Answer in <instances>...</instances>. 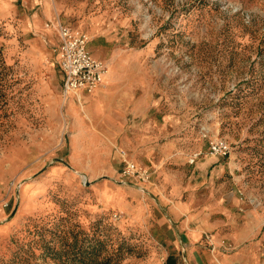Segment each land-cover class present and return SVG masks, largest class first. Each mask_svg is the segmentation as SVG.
<instances>
[{
	"label": "rangeland",
	"instance_id": "374dc122",
	"mask_svg": "<svg viewBox=\"0 0 264 264\" xmlns=\"http://www.w3.org/2000/svg\"><path fill=\"white\" fill-rule=\"evenodd\" d=\"M64 3L59 21L111 39L109 55L138 83L134 100L150 102L171 151L166 198L185 180L176 200L191 191L204 203L213 192L264 236V0ZM0 5V264H186L136 215L139 199H157L152 182L121 175L136 117L115 136L75 134L67 101L75 93L64 96L59 38L47 23L55 16L30 29L24 21L40 6ZM215 140L229 146L226 156L210 152ZM206 157L220 166L219 181L187 190L205 177Z\"/></svg>",
	"mask_w": 264,
	"mask_h": 264
},
{
	"label": "crops",
	"instance_id": "0c3cea01",
	"mask_svg": "<svg viewBox=\"0 0 264 264\" xmlns=\"http://www.w3.org/2000/svg\"><path fill=\"white\" fill-rule=\"evenodd\" d=\"M30 1L34 6H40L24 21L30 29L49 21L51 16L60 19L68 11L64 0ZM111 41L101 32L90 36L89 51L107 63L108 71L94 92L79 91L67 98L71 129L81 137L115 136L124 131L129 118L136 117V130H132L136 138L132 145H128L130 150L125 151L129 159L136 160L153 172L152 189L157 193V199H139L135 208L139 219L144 222L152 220L167 245L177 249L186 264H264V236L257 237L259 225L242 226L240 217L226 207L225 201L220 200L217 194L211 192L205 196L208 198L206 202L203 200L202 203L195 192L188 191L185 199L176 200L175 197L183 192L180 186L186 183L183 180L175 184L176 187L168 194L170 198H166L164 186L172 181L166 178L163 166L171 151L160 144L162 131L157 128L156 120L150 118V102L147 99L134 100L137 81L127 74L125 66L119 65V59L114 54L109 55ZM215 163L213 158L206 157L199 165L205 177L199 178L200 185L191 186L192 183L188 182L186 189H197L204 184L215 185L219 181L216 175L220 174V166ZM211 167L212 176L207 177ZM168 199L173 200L171 204ZM159 204L167 205L169 220L161 212Z\"/></svg>",
	"mask_w": 264,
	"mask_h": 264
},
{
	"label": "built area",
	"instance_id": "2783aa9c",
	"mask_svg": "<svg viewBox=\"0 0 264 264\" xmlns=\"http://www.w3.org/2000/svg\"><path fill=\"white\" fill-rule=\"evenodd\" d=\"M47 23H55L59 38L55 52L56 63L63 76L64 96L79 91L94 92L107 74L108 66L89 51L90 36L57 18ZM209 148L214 155L226 156L229 153V146L223 140L211 141ZM120 153L124 161L121 172L123 177H130L144 184L152 182V172L148 168L129 160L125 152ZM199 154L200 152L191 154L189 163H194Z\"/></svg>",
	"mask_w": 264,
	"mask_h": 264
},
{
	"label": "trees",
	"instance_id": "16d2710c",
	"mask_svg": "<svg viewBox=\"0 0 264 264\" xmlns=\"http://www.w3.org/2000/svg\"><path fill=\"white\" fill-rule=\"evenodd\" d=\"M170 260H171V258H170ZM107 262H109V260L103 261V264H107ZM97 264H100V263L97 262Z\"/></svg>",
	"mask_w": 264,
	"mask_h": 264
}]
</instances>
